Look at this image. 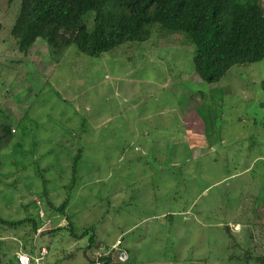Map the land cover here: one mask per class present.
<instances>
[{"label":"rangeland","instance_id":"374dc122","mask_svg":"<svg viewBox=\"0 0 264 264\" xmlns=\"http://www.w3.org/2000/svg\"><path fill=\"white\" fill-rule=\"evenodd\" d=\"M21 2L0 0V122L16 131L0 139V218L39 228L0 221V264L41 247L81 264L92 236L124 237L125 264H259L264 61L210 85L190 39L160 32L100 58L74 48L57 68L42 40L19 50ZM83 128L96 142L78 143Z\"/></svg>","mask_w":264,"mask_h":264},{"label":"trees","instance_id":"16d2710c","mask_svg":"<svg viewBox=\"0 0 264 264\" xmlns=\"http://www.w3.org/2000/svg\"><path fill=\"white\" fill-rule=\"evenodd\" d=\"M160 32L190 39L195 73L210 85L219 84L235 66L264 61L262 0H22L12 36L27 57L42 40L58 68L74 48L100 58L124 44L144 43ZM10 132L13 129L0 122L2 142ZM68 201L56 206L47 198V204L59 213L66 212ZM0 221L13 227L30 222L34 230L39 228L29 219ZM98 245L92 236L83 251L85 260ZM256 259L264 264V257Z\"/></svg>","mask_w":264,"mask_h":264},{"label":"built area","instance_id":"2783aa9c","mask_svg":"<svg viewBox=\"0 0 264 264\" xmlns=\"http://www.w3.org/2000/svg\"><path fill=\"white\" fill-rule=\"evenodd\" d=\"M122 246V239H118L113 245L99 243L98 247L89 252V258L83 264H125L129 262L130 257ZM48 256L49 250L46 247H42L35 252L21 250L16 254V260L18 264H54L48 260ZM104 256L106 258H103Z\"/></svg>","mask_w":264,"mask_h":264},{"label":"crops","instance_id":"0c3cea01","mask_svg":"<svg viewBox=\"0 0 264 264\" xmlns=\"http://www.w3.org/2000/svg\"><path fill=\"white\" fill-rule=\"evenodd\" d=\"M66 101H69V100H66ZM90 108V106L87 104V109H89ZM189 121H191L190 119V117H188L187 118ZM192 119H195L196 121H197V124H198V126H201V129H203V131H206L209 127H210V125L211 124H209V122L208 121H206V122H204V121H201L202 119L200 118H198V116L196 115V114H194V116H193V118ZM194 121V120H193ZM195 122V121H194ZM94 130V129H93ZM13 132H16L15 131V129H13ZM94 134H95V132L94 133H91L90 132V130L89 129H85V128H83L82 130H80V132L79 133H73L72 135H73V137L75 138H78V143H80V142H92V143H94V142H96V139H95V137H94ZM103 139H98V142H101ZM130 140H131V142H130V146H134V145H136V143H135V140H136V135L135 134H133L132 136H131V138H130ZM207 141V140H206ZM226 142V140H222L221 141V143H225ZM141 147H140V145L139 144H137L136 146H135V150H139ZM202 148H198V151H196L197 153H199V150L201 151V154H203V152L205 151V150H207V148H204L203 150H201ZM125 156H128V154L126 153V148L123 150V153L120 155V158L122 159V158H124ZM127 162V161H126ZM65 223H67V222H65L64 220H61L60 221V223H59V226L60 225H64ZM239 229H240V226H239ZM96 237V236H95ZM96 239V238H95ZM122 240H124V237L122 238ZM96 241L98 242V240L96 239ZM124 247V246H123ZM127 251V250H126ZM128 252V251H127ZM50 254V253H49ZM129 254V253H128ZM69 256H71V255H69ZM69 258V257H68ZM84 261H85V259H84V257H83V259H82V261H81V264H83L84 263ZM66 262H68V261H66V257H62V258H59L56 262H52V263H56V264H62V263H66Z\"/></svg>","mask_w":264,"mask_h":264},{"label":"clouds","instance_id":"9594fccd","mask_svg":"<svg viewBox=\"0 0 264 264\" xmlns=\"http://www.w3.org/2000/svg\"><path fill=\"white\" fill-rule=\"evenodd\" d=\"M41 248H42V247H41ZM41 248H39V249H41ZM39 249H38V250H39ZM17 253H18V252H17ZM49 253H50V252H49Z\"/></svg>","mask_w":264,"mask_h":264}]
</instances>
